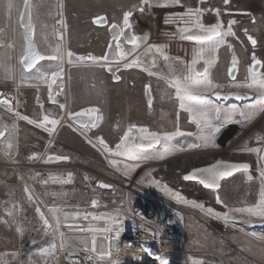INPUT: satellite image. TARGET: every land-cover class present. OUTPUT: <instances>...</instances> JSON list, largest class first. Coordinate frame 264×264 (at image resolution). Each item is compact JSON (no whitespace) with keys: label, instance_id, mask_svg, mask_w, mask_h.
<instances>
[{"label":"rangeland","instance_id":"1","mask_svg":"<svg viewBox=\"0 0 264 264\" xmlns=\"http://www.w3.org/2000/svg\"><path fill=\"white\" fill-rule=\"evenodd\" d=\"M52 1L54 0H33L35 11L33 18L39 25L40 21L44 24L46 21L52 22L54 18L58 19L59 13L46 15L39 12L41 8L50 6ZM184 1L181 3L187 8L194 7L191 6L193 2L189 4L186 2L187 0ZM194 1L195 9L203 10L200 19L205 25L221 19L224 21V29L227 30L228 21L235 20L237 22L231 26V31L235 35L228 40L230 43L227 42V45L220 50L214 74L218 84L226 89L230 88L228 85L233 81L229 76V69L235 56L238 60L236 81L244 82L252 63V54L255 53L258 59L264 61V0H228L227 3L225 0ZM56 3L58 5L56 4L55 7H59L58 0ZM23 4L24 0H0V89L11 92L16 89L14 85L17 80L16 76L21 77L23 74L21 68L17 70L8 67L10 60H13L14 64L18 61L19 64V58L23 54L22 42L19 39L21 34L19 18ZM114 5L117 10L119 8L121 13L118 19L120 24L123 22L124 13L132 10L135 36L141 37L148 33L150 7L143 0H68L67 6L71 11L84 8L83 18L90 19L93 15L108 11V9L112 10ZM141 8L143 11H140ZM217 8L220 9L219 17L214 11ZM171 16L172 14H169L165 18L171 20ZM49 19L51 20L48 21ZM37 28L36 38L41 42L40 39L45 37V33L42 27L38 26ZM245 29L247 32L244 31ZM100 32L95 28L91 30L89 39H82L83 37L74 31L69 45L70 52L75 56H83L84 52L102 56ZM248 36H252L256 40L255 45L251 43ZM61 40L67 42L66 29H63ZM123 44L126 51L132 48L128 44ZM40 48L42 52L46 53L45 46ZM66 48L68 49V47ZM62 61L65 68L64 54ZM56 65L59 68L62 63L56 62ZM104 68L68 69V83L64 81L62 85V90L65 93L63 100L69 103L71 112L89 107L102 108L103 119L99 122V127L96 130H90V132L92 137H103L110 147H114L127 131V126L131 125L128 122H130V114L134 108H138V110L135 109L132 116L135 119L146 120L142 114L145 105L143 100H139L138 97L143 86L138 85L135 88L136 92L138 89L136 95L138 99H135L138 102H133L135 97L132 95L129 80L134 77L138 78L132 74L131 70L133 69L119 67V70H115L113 77H122L120 82L115 83L116 80L111 75L105 76ZM259 70L264 71V69ZM149 77L152 79L155 89L161 88L163 84L160 79ZM142 78L145 79V77ZM50 79H52L51 75L48 77V83ZM57 80L58 78H56L55 89L59 91L61 87ZM156 81L158 84L154 83ZM48 91L50 92L49 88ZM30 94L27 95L29 102L25 106L11 100L13 112H9L5 105L0 104V126H8L6 137L0 140V264H76L72 261L73 254L92 248V240L104 232L105 224L102 219L82 222V211H84L82 208L89 206L92 199L99 200V204H101V208L98 209L101 218L112 216L115 210L120 208L122 209L121 216L129 224L148 227L153 232L161 231L168 239L177 241L180 245V248L178 245L179 250L176 249L160 258V264H164L165 259L169 264H196L195 260L200 261V264H264V240L253 236L255 228L240 224H228L214 219L200 210L212 208L223 212L228 208L251 205L259 198L261 190L264 189V181L260 177L258 157L237 150L259 146L264 149V114L260 115L257 121H251L249 125L244 124L241 120V122H230L220 127V131L230 129L232 135L241 129L244 132L243 136L237 138L227 149L219 147L212 138L208 142L210 148L202 155L194 154L188 158L187 156L173 157L164 163L161 162L165 167L162 166L159 171L155 172L154 177L168 185L174 192L179 193L185 200L196 202L192 204L179 199L171 200L156 193L137 180L139 172L127 176L125 173L119 172V170H125L122 165H119L118 169H113L98 150L88 144L68 125L58 127L53 135L19 119L15 113H25L24 109L31 108L30 117L38 120L41 118L39 108L42 113L44 112L42 101L39 100L42 105H36L37 102L32 101ZM212 101H215L213 97ZM55 109L54 111L47 109V115H54L53 117L56 119H61L65 114L64 109H61L59 104ZM174 111L177 115L178 108L176 107ZM156 113V118H158L160 112ZM119 114H121L120 117ZM161 114L165 115L164 112ZM180 116L184 126H188L190 129L194 128L193 125L186 122L189 118L187 113L182 112ZM118 120L121 123H118ZM219 121L213 120L212 123L215 125ZM17 123H19L18 131H16ZM194 124L197 130L200 129L201 126ZM61 128L63 129L60 130ZM217 133L211 129L206 130L207 136ZM8 142L13 145L11 149H7L5 146ZM49 142L54 146L46 148ZM243 145L246 148H242ZM34 153L38 154L35 159L31 158ZM51 153L68 156L70 162L51 164L53 173H49L52 175L47 174V176L42 172H48L49 166L45 167V164L48 163L46 156ZM221 153L252 164V171L241 172L224 180L221 188L217 191L202 189L199 185L184 180L183 176L192 168L213 163L214 161L211 162L212 158H218ZM263 158L264 153L260 159L262 164H264ZM37 173L39 182L42 183L36 181ZM68 173L72 174L70 183L52 182L53 177L66 180ZM43 175L48 178L43 179ZM248 175L251 178H248ZM44 181H48V184H44ZM25 187L31 192L33 198L31 201L28 199ZM196 205H203V207ZM36 207H40L41 210L49 209L51 214L49 223L53 228L57 227L55 217L57 215L60 217L61 224L55 239L57 247L52 254H40V250L48 247L53 239L50 235L45 234V226L40 215L36 212ZM53 207H57L61 211L53 214L50 211ZM129 209L131 212H128ZM163 209H167L168 213L164 218L163 228L159 229L156 226L158 219H156L154 211ZM65 213H67V217H65ZM77 213L79 215H76ZM79 224L84 226H77ZM65 225H73L74 228H67ZM75 228H83L84 231L74 230ZM48 231L51 232V229ZM60 232L64 233L63 239L60 238Z\"/></svg>","mask_w":264,"mask_h":264},{"label":"snow or ice","instance_id":"2","mask_svg":"<svg viewBox=\"0 0 264 264\" xmlns=\"http://www.w3.org/2000/svg\"><path fill=\"white\" fill-rule=\"evenodd\" d=\"M176 3H179V0H175ZM228 0H225L227 3ZM25 9L28 13V23L25 24L26 33H25V40H26V48L24 50V54L21 57V63L25 72H31L33 69H37V65L41 61H56L62 62L63 54L61 53L60 45L53 49L51 55H43L41 54L34 43L33 40V32L34 26L31 23V3L30 0H24ZM11 7V5H9ZM143 11V8L140 9ZM201 9H188L186 13L178 14L180 15L181 19L185 17H192L196 16L194 21L185 20V23H190L191 26H185L179 28V32L184 36V38L188 40H192L196 42V46L193 49V56L191 61L188 64L187 75L181 79L178 76L173 75L169 80L170 86L175 89V96L179 100V108L183 111H186L192 122L196 123L198 126L203 125L204 127L210 128L213 132H219L220 127L214 125L212 123L213 120H220V114L224 113V120L231 121L236 115L242 117L245 121H248L253 118L257 111H264V108L260 107L258 104H249L245 107L241 108L238 105H232L231 107H223L216 103H211L208 99V94L211 93L213 96L217 98L223 97L224 99L228 98H235L237 100H244L245 98H251L255 96L256 100L261 101L264 103V71H258L257 69H264V61L258 59L255 53L252 54V63L248 69V76L246 77L244 82H237L236 81V72L238 71V60L234 56L231 61V67L229 69V76L233 83L228 85V87L232 88H247L249 90L248 93L240 94L238 92H227L222 93L219 89L222 87L219 84L214 83L209 77V69L214 65L215 60L217 57L213 56V58H206L205 54L208 52L215 53L219 46L226 42L225 37L228 35H235L231 31V26L236 24L235 20L228 21V31H224V21L221 19H217L216 22L205 25L201 22L202 16ZM217 17L220 16V9H214ZM133 16L132 10H128L123 15V23L122 26L120 24H112V39L116 43L114 45H109V50L113 47L117 50L113 54V59L117 62L115 70H119L120 62L124 60H128V57L133 56L136 49L139 47V41H141L142 37H137L135 35L128 37L126 36V29H131L132 25L130 23V17ZM23 15L21 16V21H23ZM95 22L97 24L107 23V20L104 16H98L95 18ZM247 32V29L244 30ZM124 37L127 40V43L132 45V48L128 51L123 50L120 39ZM248 39L251 41L253 45L256 44V40L252 36H248ZM155 48L157 51H160V46L158 45H150L146 52L151 51ZM73 53L70 51L68 52V57H73ZM79 61H93L99 63L101 66L105 67L109 72L114 71L113 64L110 62V57L108 54L102 56H94L88 54L87 56H78L76 57ZM163 59L166 62L176 60L180 61L179 57H169L166 54L163 55ZM182 62V61H181ZM205 65L203 71L197 70V65L201 64ZM141 58L139 55H136L133 59L128 60V62L123 63L122 66L124 68H132V67H139L141 66ZM171 67V65H170ZM63 69H60V72H53L51 73L52 76V83L56 82V78H58L62 74ZM150 75H155V73L150 72ZM36 78L39 80H47L48 73L40 72L37 69ZM116 80H119V76L114 77ZM51 88V86H50ZM146 88L150 91V86H146ZM49 98H52V92H49ZM54 103L56 101H53ZM0 104H3L7 107L9 112H13V105L11 100L8 99H0ZM60 108H64L63 104L59 105ZM15 115L19 119H23L28 121V123L36 124L38 127L45 128L46 131L52 133L55 131V126L59 124L58 119H50L48 115H44L41 121H35L30 119L28 116H21L18 112ZM69 116L74 120H80L81 118H85L87 123L84 124V127L96 128L99 126V122L102 121L103 116L101 114V110L97 107H89L83 108L79 112H72L69 113ZM49 125L51 127H49ZM15 127V125H12ZM136 132L137 135L133 136V132ZM6 133H8V126L3 125L0 126V139H4L6 137ZM185 135L184 132L180 131L179 128H176L174 131H165V132H152L149 131L147 128H137L136 125H130L127 131L122 136L120 143L115 146V155L122 156L127 155L131 159L139 160L142 158L148 157V149L152 148L154 145L160 144L162 141L168 144L169 142L175 141L177 137H183ZM205 143L210 142L212 136L202 137ZM98 143L107 151L113 152V149L110 148L108 143L104 140L103 137H97ZM91 143V141H89ZM6 148L11 149L13 147L12 143H6ZM136 150H139L137 152ZM250 151H260V149H250ZM38 157V154L34 153L31 158L35 159ZM68 156H56L50 155L47 157V161H61V160H68ZM114 165L117 164L116 160L111 161ZM124 168L127 171H133L134 169L131 168L129 165L125 164ZM250 168V165L247 163H225V162H217L215 164L210 165L206 168H197L194 169L191 173L185 175L183 178L185 180H194L198 177H202V183L205 184L208 188H220V181L223 180L225 177L231 176L234 172L239 171L241 169L247 170ZM261 180L264 181V172L260 174ZM72 178V174H67L66 180H60L58 178L53 177V183H70ZM45 184H48V181H44ZM103 187H110L109 185H102ZM166 195L173 196L176 199H179L185 203H192L195 204V201H187L179 193L174 192L172 188L168 186H164L161 189ZM25 192L28 194V199L31 201L32 195L31 192L25 187ZM95 205L96 201L92 202ZM198 207H203V205H196ZM53 214L60 212L61 210L57 207H53L50 209ZM36 212L40 215V219L43 222L44 232L46 235H50L53 239V242L49 244L48 247L43 248L40 250V254H52L56 250V235L59 230V226L61 224L60 217L57 215L56 219V228H53L52 224L49 223V220L45 217L44 212L41 211L40 207H36ZM128 212H131L129 209ZM208 213L215 214L217 217H221L225 220L231 221L233 224L238 223L234 215L230 213H240L243 215H247L249 217L258 218L262 223L261 227H264V189L261 190L259 194V198L251 205L243 206V207H234L229 209L228 211L217 212L215 209L208 208ZM122 209L118 208L115 210V215L107 217L108 221L111 224L117 225V230L115 231V238H119L121 232L124 231L123 223L124 220L121 218ZM76 215H79L78 213ZM65 217H67V213H65ZM84 219H88L87 216ZM95 219V217H94ZM242 223L246 224L249 227H253L251 221H243ZM67 228H74L73 225H65ZM51 229V232L48 230ZM74 230L84 231L83 228H75ZM105 232H111V228L103 229ZM22 234V233H21ZM60 238L63 239L64 233H59ZM259 239L264 240V236H260ZM111 242L110 240L108 241ZM159 250V249H158ZM91 251H96V241L95 239L92 240V249ZM144 251L149 255L152 256L151 249H144ZM13 255H15L13 253ZM105 256L110 257L111 251L106 253L100 254V259H104ZM156 264H160V257L155 256L152 257ZM164 264H169L168 260H164Z\"/></svg>","mask_w":264,"mask_h":264},{"label":"bare ground","instance_id":"3","mask_svg":"<svg viewBox=\"0 0 264 264\" xmlns=\"http://www.w3.org/2000/svg\"><path fill=\"white\" fill-rule=\"evenodd\" d=\"M143 1L145 4H148L150 7L149 30H148V33H146L144 36H141L143 39L138 42L139 47L136 49L133 56L128 57V60H131L136 55H139L142 63H141V66H139V67L125 68V69H129V70L135 69L136 71H138L142 74L154 76L160 80H164L170 85L169 80L171 79V77L173 75L178 76L181 79H183L187 75L188 64L192 59L193 49L196 46V42L195 41L193 42L191 40H183L181 38V33L179 32V28H182L185 26L190 27L191 24L190 23L186 24L185 20L194 21L196 19V16L194 15L192 17H185L184 19H181L180 15H178V14L186 13L188 11V9H191V8H187L185 5H183L180 2V0H179V3H176L175 0H143ZM204 1H206V0H203L201 2H204ZM193 10H195V9H193ZM169 14H172L171 20L165 18V16H169ZM224 31H228V29L227 30L224 29ZM62 35H63V31H62ZM179 35H180V38H179ZM233 36L234 35L226 36L225 37L226 42L221 44L214 54L211 52H208L205 54L206 58H213V56L217 57L214 65L209 69V77L216 84H218V83L215 80V76H214L215 74L214 73H215V69H216L215 67H217L216 64L218 63V60L220 57V50L227 45V42H229L228 40ZM137 37H140V36H137ZM62 38H63V36H62ZM67 42H68V39H67ZM150 45L160 46V51H157L155 48H153L151 51L146 52L145 50L148 49V47ZM69 51L70 50L66 48V49H64V52H63V54L66 58L65 68L57 80V82L61 88H62V85L64 84V81L66 83H68V81H67L68 80V69L84 68V67H103L99 63H96L93 61H89V62H88V60L79 61L76 59L77 56H75V55H73V57L71 58V61H70V58L68 57ZM165 54L169 57H172V58L179 57L180 61L172 60V61L166 62L163 59V55H165ZM128 60L121 61L120 62V68H124L122 66V64L128 62ZM110 62L113 64V67L116 68L117 62L116 61H110ZM170 65H171V67H170ZM259 71H261V70H259ZM150 72L155 73V75H150L149 74ZM219 90L221 92H232V91H240V92H247V93L249 92V90L247 88H232V87H230V88L226 89L224 87H221ZM174 91H175V89H174ZM212 97H213V95L211 93H209L208 94L209 101L211 103H215V101H212ZM254 98H255V96H254ZM66 102L67 101H65V100H63L61 102L64 105V108H62V109H64L65 114L61 119H58L60 121L59 124L55 126V131L50 133V134L54 135L58 127H60L62 125H68L76 134L80 135V137L84 138L88 144H90L93 148L98 150L113 169H118L119 165H122L123 167L125 164L129 165L131 168L134 169L133 171H127L125 169V170H119V172L125 173V175H127V176H131L134 173L139 172V176L136 178L140 183L145 184L148 188L152 189L156 193L161 194L165 197H168L171 200L176 201V198H174L173 196L166 195L161 190L166 184L162 183L161 181H159L158 179H156L154 177L155 172L159 171L162 168V166L165 167V165H162L161 162L164 163L173 157H176V158L180 157L181 158V157L187 156V158H188L190 155H194V154L202 155L203 153H205L206 150H208L210 148L209 147L210 144L208 142L205 143V141L202 139V137L207 136L206 130H209L210 128L204 127L203 125H199V126H201L200 129H198L195 133H193V135L191 134L192 136H194V138L196 140H198L197 144H194V140H191V144L189 145V149L185 148L186 143H184V141H183L182 146L180 147L181 149L174 146L171 142L166 144L165 142L162 141L161 145L158 148L148 149V157L147 158L134 160V159H131L127 155L118 156V155H115L114 152H115V146L120 142H117V144H115L114 147H111L113 149V152H109L106 149H104L98 143L97 138L92 137L91 132H90V130H96L99 126L96 128L86 129V128L78 127L75 124H73L70 121V116H69V113H71V111L69 109L70 105H68L69 103H66ZM253 103L258 104V105H260V107L264 108V103L256 100V98L253 101L246 102L243 104L242 103H240V104L239 103L238 104H232V103L227 104V103H225L224 104L223 101H220V102L217 101L216 102V104H219L223 107H231L232 105H238L241 108L245 107L246 105L253 104ZM262 114H264V111H257L255 113V115L253 116V118L248 120V121H245L239 115H236L231 121H225L223 118L224 113H221V116H220L221 119L219 122L215 123V125L222 127L224 124H227L230 122H237V121L241 122V120H243L244 124L249 125L251 121L252 122L257 121L258 118L260 117V115H262ZM20 115L26 116V115H22V114H20ZM50 119H52V118H50ZM24 121H26V120H24ZM26 122H28V121H26ZM29 124H31V123H29ZM31 125L38 127V126H36V124H31ZM49 127H51V126H49ZM38 128L46 131L45 128H43V127H38ZM138 128H141V127H138ZM143 128H146V127H143ZM149 131H151V130H149ZM46 132H48V131H46ZM152 132H155V131H152ZM136 135H137V133L134 131L133 136H136ZM182 138H184V137H182ZM184 139L186 142L187 139L186 138H184ZM89 141H91V143H89ZM250 149H260V151H250ZM250 149H242L241 151L240 150H237V151L247 153V154H253V155H255V157H258L259 164H260L259 170H260V174H261V172H264V164H262L260 159L264 153L263 152L264 149L260 146L256 147V148H250ZM136 151L139 152V150H136ZM113 160H116L117 164L114 165L113 163H111V161H113ZM263 160H264V158H263ZM221 161H223V160H221ZM140 171H142V172H140ZM247 171H249V170H247ZM247 171H242V172H247ZM51 175L52 174H49V176H51ZM47 176L43 175V179L48 178ZM248 176H249L248 178H251L250 175H248ZM166 186H168V185H166ZM97 208H101V204H99L97 206ZM229 209L230 208H228V210ZM200 210L203 213L213 217L214 219H219V220L226 222L228 224H232L231 221L225 220L221 217H217L215 214L208 213L207 210H204V209H200ZM228 210H226V211H228ZM162 213H165V211H162ZM230 214L235 216L236 220L238 221V223H236V224L246 225L242 222L250 220L253 227H249V228H252V229L255 228L254 231L252 230L254 232L253 236L255 238L259 239L260 236H264V227H261L262 222L258 218L249 217L247 215H243L240 213H230ZM77 226H82V225L79 224ZM97 236H98V239L102 238V235H97ZM98 239L97 238L95 239L96 247L98 245ZM167 240H169V239H167ZM167 240L164 241L165 245H167L166 250L175 251L176 249H178V246L173 245V242H169ZM259 240H261V239H259ZM179 248H180V245H179ZM194 263L200 264L201 262L200 261L197 262L195 260Z\"/></svg>","mask_w":264,"mask_h":264},{"label":"flooded vegetation","instance_id":"4","mask_svg":"<svg viewBox=\"0 0 264 264\" xmlns=\"http://www.w3.org/2000/svg\"><path fill=\"white\" fill-rule=\"evenodd\" d=\"M56 1L57 0L52 1L50 6H45V7L41 8V10L39 12H43L46 15H51V13H59L58 19L60 18L61 13L63 14L64 20L66 23L65 29H66V35H67L68 42H66V41L62 42L61 40L58 39L57 31H56V22L58 19L56 20V18H54L52 20V22L46 21V23H44V24H42V22L40 21L39 22L40 25L38 24L37 21L36 22L34 21L33 16L35 15V11L33 8V0H31V15H32V21H33V24L35 27L34 40L37 44L39 52L43 55H46V56L51 55L53 52V49L57 46V44H59L60 49H61V53H63V51L66 47H68V49H69L70 40L73 37L72 33L74 31L78 32L79 35L81 37H83L82 39H89L88 37H90V35H91V30H94L95 28H97L99 31H101L99 33L100 39H101L100 45H101V48L103 49L101 54H103V55L107 54L109 52V45L113 41L111 25L114 23L120 24L118 21L120 14H121L119 11V8L117 10L116 5H114L112 10L108 9V11L93 15L90 19H84L83 18L85 15V9L84 8H81L78 11H76V10L71 11V10H69V6H67L68 0H58L59 7H55L57 4ZM180 2L184 3L185 1L180 0ZM186 2L189 4H190V2H193V5H191V6H194V7H191V8L195 9L196 4H195L194 0L193 1L187 0ZM22 10H23V7H22ZM21 14H22V11H21ZM98 16H104L107 20V23L97 24L95 22V18ZM50 20L51 19H49L48 21H50ZM133 22H134V13H133V16L130 17V23L132 25L131 30L130 29L125 30L126 36H128V37L136 35ZM122 23L120 24L121 26H122ZM19 26H20V30H21V34H20L19 39H21L20 40L22 42V48L21 49L23 50L22 53L24 54V50L26 48V42H25V30L21 24V15L19 18ZM38 26L42 27V29L44 30V33H45V37H42V39H40L41 42H39L38 39L36 38ZM6 32H7V28H6ZM2 36H3V33H2ZM4 36H7V34H4ZM102 39L106 40V42H103L104 40H102ZM7 40H8V38H7ZM90 40H93V39H90ZM122 42L125 44H128L129 46H132L131 44L127 43V40L124 37H121L120 44H121L123 50H125V48H124V44ZM7 45H8V42H7L6 46ZM42 46H45L47 48L46 53L42 52V50L40 48ZM112 51H113V53H115L117 50L114 47V48H112ZM23 54H22V56H23ZM88 54H90V53L84 52L82 55L87 56ZM22 56H20V58H19V64H18V61H16V63L14 64L13 60H10V63L8 65V67L11 69L15 68L18 70L19 68H21L23 71V74L21 75V77L16 76L17 80H16V84H14L16 86V89L14 90L15 92L0 89V99H8V100H12L13 102L15 101L17 103L20 102V104L25 106V104H27L29 102L27 95L31 93L30 97L34 103H36L37 100L42 101V104H43L42 107H43L44 111H45L46 107H49L51 105H52L51 108L56 110L55 109L56 105L61 104V102L65 98V93L63 92L62 88H59V91L56 93V96H55V99L57 100V104L51 103V99L49 98V91H48V87H47L48 78H47V80L43 81V80L37 79L36 75H37V69H39L40 72L48 73V77L53 72H60V69L64 68L63 61L61 62L62 66H60L59 68H57L56 61H48V60L41 61L37 65L36 71H35V69H33L31 72H25L23 65L21 63V57ZM76 56L78 57L81 55H76ZM45 69H47V70H45ZM104 70L105 71H103V72H104L106 77H107V75H109V76L111 75L112 78H114L113 72H109L106 68H104ZM197 70L201 71V69L198 65H197ZM131 71L133 72L132 73L133 75H136L138 77V78L134 77V79L129 80V84L131 85V89H132L131 91L133 93L132 95L135 97L132 101L138 102V100H135V99H138L136 96L138 89L136 92L135 88H137L138 85H142L143 89L139 91L140 95L138 94V97H139V100L140 99L143 100L142 102L145 105L144 110H142V114L144 115V118H146V120L142 121L141 119H135L132 116V114H134L133 113L134 110L135 109L138 110V108H134L133 111H131L132 114H130V122H128V123H130L131 125H136L137 127H147L151 131H157V132L160 131L161 133L165 132V131H174V130H176V128H179L180 131L193 135V133L197 130V127L191 121L189 114L185 111H182L179 108V103H178L179 100L175 96L174 89L164 80H160V82L163 84V85H161V88L155 89V87L152 84V79H150L149 75H144V74H142L136 70H131ZM142 77H145V79H143ZM152 77H154V76H152ZM215 78H216V76H215ZM120 80H122V77H120L119 80H116L114 82L117 83V82H120ZM154 83L158 84L157 81ZM37 85H38V87H37ZM39 85H40V87H39ZM146 86H150V91L146 88ZM12 89H14V88H12ZM148 95H150V102L148 100V98H149ZM108 99H109V97H108ZM34 107H35V105H34ZM176 107L178 108L177 115H176V112L174 111L176 109ZM99 109L102 112V108H99ZM169 110H170V113H168ZM157 111L160 112V113H158L159 114L158 118H156V114H157L156 112ZM161 112H164L165 115H162ZM182 112L188 114L189 118H188V120H186V122L190 125H193L194 126L193 129H190L188 126L186 127L183 125L182 118L180 116ZM44 115H46V114L43 112L40 120H42ZM120 115L121 114H119V117H120ZM146 116L154 117V118L149 119ZM50 118H52V117H50ZM54 119H56V118H54ZM118 123H121V121H119ZM157 123H159V124H157ZM144 125H146V126H144ZM129 126H127V128ZM211 136L213 138L212 140L216 144H218L219 147L227 149V148L232 146L233 142L237 138L243 136V131L241 129V131H237L236 134L232 135L230 133V129H222L217 134L211 135ZM183 137H186V136L184 135ZM181 141L183 142V141H185V139L180 140V142ZM173 145L178 147L175 144H173ZM178 148H180V147H178ZM242 148H246V146L243 145ZM218 159L231 160V161H236V162H245V160H243V159H237L236 160L235 158H230L225 154L222 155V153H221V156H219L218 158H216V159L212 158L211 162H213V161L215 162V160H218ZM208 164H211V163H208ZM205 165H207V164H205ZM201 166H204V165H200L198 167H201ZM194 168H197V167H194ZM251 169H252V164H250L249 170H251ZM224 180H226V179H224ZM223 181H221V185H222ZM190 183H193V182H190ZM194 184L199 185V187H201L202 189L213 191L212 189L204 188L203 186H201L198 183H194ZM220 188H221V186H220ZM215 191H217V190H215Z\"/></svg>","mask_w":264,"mask_h":264},{"label":"built area","instance_id":"5","mask_svg":"<svg viewBox=\"0 0 264 264\" xmlns=\"http://www.w3.org/2000/svg\"><path fill=\"white\" fill-rule=\"evenodd\" d=\"M66 23L64 20V16L61 13L60 18L56 22V31L58 39H62V31L65 29ZM62 41V40H61ZM52 78V76H51ZM52 79H50L48 83V88L52 92V100L51 103L57 104V101L55 99L56 93L58 92L55 89V83L53 84ZM51 86V88H50ZM53 101H56L55 103ZM53 145H51V142L47 144L46 148H51ZM47 155V154H46ZM49 166L47 169L48 172L43 171L42 173H45L46 175L49 173H53L51 169V164L46 163L45 167ZM46 169V168H44ZM39 173V172H38ZM38 173H37V179L36 181L39 182L38 179ZM42 183V182H39ZM45 184V183H44ZM93 201H96L95 205H93ZM99 205V200L92 199L90 201V205L83 207L84 211H82V222H88L90 220H99L102 219L105 224V228H111V232H103L102 238L98 239V245L96 247V251H91L92 248L86 250V251H79L75 252L76 254H73L72 261L76 264H156V261L152 259V257L159 256L160 258L166 256L170 252H174L171 250H166L167 245H165L164 241L168 238L160 231V232H153L150 228H146L144 226H134L129 224L126 219L123 218V228L124 231L121 232L119 238H115V231L117 230V225L111 224L107 218H101L100 213L98 212L97 206ZM44 212L45 217L49 220L51 217V214L49 213L48 208H44L41 210ZM161 211H165V213H162ZM161 212V213H160ZM160 213V214H159ZM166 213H168V210H156L154 211V214L156 216V219H158V225L156 223V226L159 227V229L163 228L164 218L166 217ZM115 215V213H113ZM87 216L88 219H84V217ZM95 217V219H94ZM82 225V224H81ZM83 226V225H82ZM101 231V230H100ZM111 241L110 243L108 241ZM169 242H173V245L178 246V242L174 241L173 239L167 240ZM144 249H151L152 256H149ZM159 249V250H158ZM166 250V251H165ZM179 250V249H178ZM108 251H111V256H105L104 259H100L101 253H106Z\"/></svg>","mask_w":264,"mask_h":264},{"label":"water","instance_id":"6","mask_svg":"<svg viewBox=\"0 0 264 264\" xmlns=\"http://www.w3.org/2000/svg\"><path fill=\"white\" fill-rule=\"evenodd\" d=\"M30 3H31V0H30ZM30 14H31V10H30ZM23 15V21H21V24H22V27L24 28V30H25V33H26V28H25V24H27L28 23V13H27V11H26V9H25V3H24V5H23V10H22V14H21V16ZM31 23H32V25L34 26V24H33V21H32V15H31ZM34 32H35V27H34ZM34 32H33V40H34ZM181 38L183 39V40H188V39H186V38H184V36L181 34ZM192 41V40H191ZM25 42H26V40H25ZM34 43H35V46H36V48H37V50H38V47H37V44H36V42H35V40H34ZM114 43H115V41H112V45H114ZM114 48V47H113ZM39 51V50H38ZM108 55H109V57H110V61H115L114 59H113V51H112V49H111V51L109 50V52L107 53ZM199 67H200V69H201V71H203V68L205 67V65L203 64V62H201V64H199L198 65ZM258 71H259V69H257ZM114 71H115V68H114ZM114 71H112V72H114ZM237 73V72H236ZM231 78V77H230ZM232 92H238V93H240V94H245V93H247V92H240V91H232ZM222 93H227V92H222ZM149 96V98H148V100H149V102H150V95H148ZM213 98L215 99V101H223V102H226V103H246V102H250V101H252L253 100V96L249 99V98H245L244 100H237V99H235V98H228V99H224L223 97H221V98H217V97H215V96H213ZM81 109H78V110H76V111H72V112H79ZM71 112V113H72ZM70 121L73 123V124H75L76 126H78V127H81V128H86V129H90V127H84V124L85 123H87V121H86V119L85 118H81L80 120H74V119H72L71 117H70ZM138 128V127H137ZM185 136L186 137H184V138H186L187 140H186V142L184 141V143H186V146H185V148L186 149H189V145L191 144V140H194V144H197V141L198 140H196L195 138H194V136H192L191 134H188V133H185ZM184 138H182V137H177V139L175 140V141H172V143L173 144H175V145H177L178 147H181L182 146V144H183V142L181 141L180 142V140H182V139H184ZM1 140V139H0ZM161 145V143L160 144H157V145H154L152 148H158L159 146ZM111 148V147H110ZM151 149V148H150ZM50 155H56V156H60V155H57V154H54V153H51V154H48L47 156H46V162H48L47 161V157L48 156H50ZM67 162H70V158L68 159V160H61V161H51V162H48V163H50V164H60V163H67ZM217 162H225V163H247V162H236V161H221V160H217L216 162H213V163H211V164H208V165H204V166H201V167H197V168H206V167H209L210 165H212V164H215V163H217ZM247 164H249V163H247ZM250 165V164H249ZM197 168H193V169H191L189 172H187L185 175H187V174H189V173H191L194 169H197ZM250 169V168H249ZM249 169H247V170H249ZM247 170H244V169H241V170H239V171H236V172H234L231 176H228V177H225L224 179H229V178H231V177H233L234 175H236V174H238V173H240V172H242V171H247ZM184 175V176H185ZM183 176V177H184ZM223 179V180H224ZM185 180V179H184ZM223 180H221V181H223ZM185 181H187V182H193V183H198V184H200L201 186H203L204 188H208V187H206L205 186V184L204 183H202V177H198L197 179H194V180H185ZM221 181H220V185H221ZM208 189H212V190H218V189H215V188H208ZM153 259V258H152ZM154 260V259H153Z\"/></svg>","mask_w":264,"mask_h":264},{"label":"crops","instance_id":"7","mask_svg":"<svg viewBox=\"0 0 264 264\" xmlns=\"http://www.w3.org/2000/svg\"><path fill=\"white\" fill-rule=\"evenodd\" d=\"M15 87H16V86H15ZM37 87H38V85H37ZM39 87H40V85H39ZM38 104L42 105L41 102H39V101L37 100V104H36V105H38ZM23 109H24V108H23ZM35 109H37V108H35ZM47 109H50V110H53V111H54V109L51 108V106L46 107V108H45V111L43 110L44 113H45L46 115H47V113H46V110H47ZM31 110H32L31 108H28L27 110L24 109L25 113L22 112V114H24V115L28 116L29 118H31V117H30V115H31L30 111H31ZM37 110H38V109H37ZM38 111H39L40 114L42 115V112H41L40 108H39ZM48 116H49V117H52V118H55V117H53L54 115L52 116V115H49V114H48ZM31 119H33V118H31ZM33 120L41 121L40 119H39V120H38V119H33ZM18 122H19V120H18ZM65 127H67V126H65ZM18 128H19V123H17V125H16V131H18ZM63 128H64V127H63ZM63 128H61L60 130H62Z\"/></svg>","mask_w":264,"mask_h":264}]
</instances>
